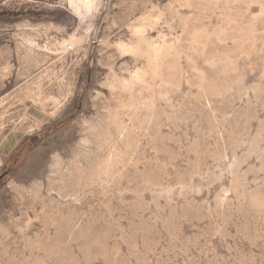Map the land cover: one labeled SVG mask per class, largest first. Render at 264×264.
<instances>
[{"label":"rangeland","instance_id":"rangeland-1","mask_svg":"<svg viewBox=\"0 0 264 264\" xmlns=\"http://www.w3.org/2000/svg\"><path fill=\"white\" fill-rule=\"evenodd\" d=\"M0 264H264V0H0Z\"/></svg>","mask_w":264,"mask_h":264}]
</instances>
